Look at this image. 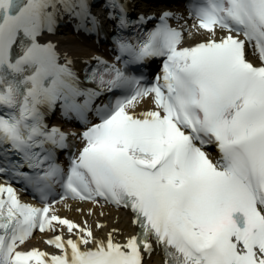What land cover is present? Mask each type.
<instances>
[{"label":"snow or ice","instance_id":"1","mask_svg":"<svg viewBox=\"0 0 264 264\" xmlns=\"http://www.w3.org/2000/svg\"><path fill=\"white\" fill-rule=\"evenodd\" d=\"M103 7L115 60L93 57L79 75L44 37L65 16L99 35L90 0H0V264H144L156 249L163 264H264V0H188L194 32L170 11L144 31L154 17ZM185 32L204 38L184 46ZM153 58L161 72L146 83ZM57 110L84 125L66 166L58 151L77 133L49 126ZM68 200L123 207L135 231L97 238L56 214ZM35 231L59 254L20 250Z\"/></svg>","mask_w":264,"mask_h":264},{"label":"bare ground","instance_id":"2","mask_svg":"<svg viewBox=\"0 0 264 264\" xmlns=\"http://www.w3.org/2000/svg\"><path fill=\"white\" fill-rule=\"evenodd\" d=\"M64 23H66L69 26L68 20H64ZM59 27L64 28L63 26H59ZM69 31L70 29L67 28L66 34H69L68 33ZM190 31L194 32V29L191 28ZM53 38L57 40L58 46L60 47V51L66 57L75 56L78 59V58L90 55L96 49L94 48V46H90L86 48L89 45L83 46V48L77 47L78 45H81L77 42V41H80L81 39L78 38V36L74 34H70V36H67V37H59L56 35V37L53 36ZM197 38L203 39L204 36L200 34H196L190 38L188 35H186V40L197 39ZM68 44L73 45L75 47L68 48ZM79 207L81 208L82 211L75 210L77 208L76 206V208L75 209L73 208L72 210H70L68 214L74 218H77V220L82 219V218L87 219L92 224H94V222L98 220V222L104 225V227L101 229H95V232L99 235H105L107 232H110L113 229H117L118 232L116 233V238L120 239L124 235H128L129 233H132L133 231V226L130 223L131 214L125 209H121V208L112 209L106 206L105 207H101V206L92 207L93 209L92 214L89 215V214H86V211H85V208L91 207L89 206V204L87 203L82 204ZM40 244L42 243L40 242ZM161 263H162V258L158 251H154L151 257H149L146 261V264H161Z\"/></svg>","mask_w":264,"mask_h":264}]
</instances>
